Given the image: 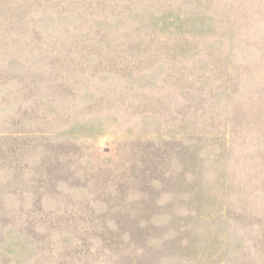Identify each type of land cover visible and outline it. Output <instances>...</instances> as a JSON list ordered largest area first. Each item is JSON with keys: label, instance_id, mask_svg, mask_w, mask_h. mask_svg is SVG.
I'll return each instance as SVG.
<instances>
[{"label": "rangeland", "instance_id": "1", "mask_svg": "<svg viewBox=\"0 0 264 264\" xmlns=\"http://www.w3.org/2000/svg\"><path fill=\"white\" fill-rule=\"evenodd\" d=\"M0 264H264V0H0Z\"/></svg>", "mask_w": 264, "mask_h": 264}]
</instances>
